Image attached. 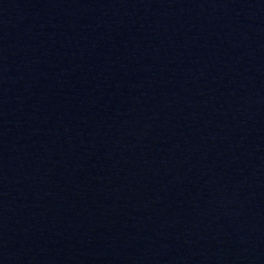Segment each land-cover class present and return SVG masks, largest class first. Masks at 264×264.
<instances>
[{
    "label": "water",
    "instance_id": "water-1",
    "mask_svg": "<svg viewBox=\"0 0 264 264\" xmlns=\"http://www.w3.org/2000/svg\"><path fill=\"white\" fill-rule=\"evenodd\" d=\"M0 264H264V0H0Z\"/></svg>",
    "mask_w": 264,
    "mask_h": 264
}]
</instances>
